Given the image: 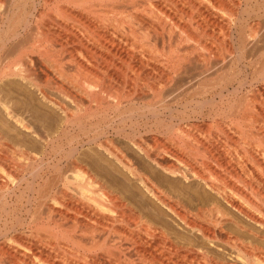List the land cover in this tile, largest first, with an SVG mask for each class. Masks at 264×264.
<instances>
[{
	"label": "bare ground",
	"instance_id": "6f19581e",
	"mask_svg": "<svg viewBox=\"0 0 264 264\" xmlns=\"http://www.w3.org/2000/svg\"><path fill=\"white\" fill-rule=\"evenodd\" d=\"M0 264H264V0H0Z\"/></svg>",
	"mask_w": 264,
	"mask_h": 264
},
{
	"label": "rangeland",
	"instance_id": "374dc122",
	"mask_svg": "<svg viewBox=\"0 0 264 264\" xmlns=\"http://www.w3.org/2000/svg\"><path fill=\"white\" fill-rule=\"evenodd\" d=\"M246 64H247V68H245L244 66H242L243 68L242 69H238L239 71H238V77L239 78H242L243 76H252L251 74L252 73H254V70H255V64H252L251 65V62L250 63H248V61H247V63H245V66H246ZM255 65V66H254ZM240 68H241V66H240ZM245 68V69H244ZM249 70V71H248ZM248 73V74H247ZM242 76V77H241ZM167 116V115H166Z\"/></svg>",
	"mask_w": 264,
	"mask_h": 264
}]
</instances>
